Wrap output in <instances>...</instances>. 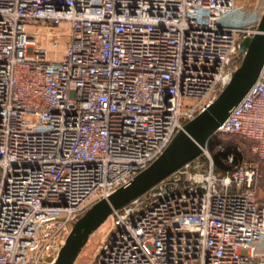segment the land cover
<instances>
[{
    "label": "built area",
    "instance_id": "obj_1",
    "mask_svg": "<svg viewBox=\"0 0 264 264\" xmlns=\"http://www.w3.org/2000/svg\"><path fill=\"white\" fill-rule=\"evenodd\" d=\"M252 1L0 0V264H49L69 219L217 96L257 32ZM217 135L255 160L216 173ZM209 139L205 162L112 211L85 264H264V66Z\"/></svg>",
    "mask_w": 264,
    "mask_h": 264
},
{
    "label": "water",
    "instance_id": "obj_2",
    "mask_svg": "<svg viewBox=\"0 0 264 264\" xmlns=\"http://www.w3.org/2000/svg\"><path fill=\"white\" fill-rule=\"evenodd\" d=\"M238 52L241 60L232 67L227 84L203 110L174 133L155 159L106 197L97 199L69 219L70 229L64 243L49 264H75L82 248L106 230L114 209L147 190H158V182L202 153L209 137L255 83L264 66V9L257 32L240 40ZM186 178V172H179L177 181Z\"/></svg>",
    "mask_w": 264,
    "mask_h": 264
},
{
    "label": "rangeland",
    "instance_id": "obj_3",
    "mask_svg": "<svg viewBox=\"0 0 264 264\" xmlns=\"http://www.w3.org/2000/svg\"><path fill=\"white\" fill-rule=\"evenodd\" d=\"M263 1L264 0H261L260 2H255V0H253L251 2V6L248 9V11H252V10L256 11V10H258L259 5L263 4L262 3ZM220 138H221V142L222 143L223 142L225 143L227 140H230L227 137H223V136H221ZM220 145H221V143H217L216 144V148H221ZM242 145H243V146H241V148H242V153H241L242 154V158L240 159V161L238 163L240 164L242 161H246V160L247 161L255 160L254 152L251 149V147L253 145L252 142H250L249 140L248 141L244 140ZM206 148H207V151H208V153L210 154V156L212 158L211 151L209 150V148L207 146H206ZM202 155H203L204 158H206V154L205 153H203ZM226 159H227V157L225 158V161H226ZM256 195H257V198H258V200L260 202L264 201V175L261 177L259 183L257 184ZM105 231L103 233H101L100 235H98L95 239L90 240L82 248V250H81V252H80L75 264H85V263H87L89 260H91L93 258L94 254H95V251H96V249H97V247L99 245V242L102 239Z\"/></svg>",
    "mask_w": 264,
    "mask_h": 264
},
{
    "label": "trees",
    "instance_id": "obj_4",
    "mask_svg": "<svg viewBox=\"0 0 264 264\" xmlns=\"http://www.w3.org/2000/svg\"><path fill=\"white\" fill-rule=\"evenodd\" d=\"M221 136L223 137H227L230 140H227L225 143L221 142ZM240 140V141H239ZM245 139H242L238 136H234V135H217L214 136L212 138H210L207 142V147L209 148V150L211 151V155H212V160H213V170L216 173H221L224 170L232 167L234 164H237L240 159L242 158V148L241 146H243V141ZM248 141V140H247ZM217 143H221V148H216V144ZM241 143V144H240ZM232 153L234 156V160L233 163L228 164L225 161V158L227 156V154ZM255 155V153H254ZM198 158L202 159L205 162V158L203 157L202 154H200L199 156H197ZM256 158V155H255Z\"/></svg>",
    "mask_w": 264,
    "mask_h": 264
}]
</instances>
